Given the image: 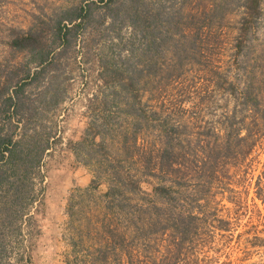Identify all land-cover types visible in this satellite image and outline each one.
Here are the masks:
<instances>
[{
  "label": "rangeland",
  "instance_id": "rangeland-1",
  "mask_svg": "<svg viewBox=\"0 0 264 264\" xmlns=\"http://www.w3.org/2000/svg\"><path fill=\"white\" fill-rule=\"evenodd\" d=\"M124 1L114 0L107 9L99 0H0V81L8 83L4 87L0 83V124L18 119L20 132L35 142L32 152L44 147L38 164L29 166L16 184L17 196L11 193V169L0 166V264H83L89 259L86 251L93 249L95 238L106 227L116 225L120 234L128 223L125 211L134 208L136 199L148 201L143 195L150 194L156 181L151 176L140 178L142 193L134 198L118 189L115 209L104 196L112 169L141 175L143 167L134 159L123 160L134 149H126L119 141L120 133H129L134 126L128 122L127 110L132 100L121 79L103 83L99 76L103 66L115 65L120 74L131 66L138 76L134 87L140 100L145 108L155 109L157 116L148 126L139 122L142 131L136 143L144 138L150 147L156 143L163 118L185 122L196 111L202 124L217 119L224 107V96L215 85L218 75L209 79L212 73L201 55H210L220 71L237 82L246 79L264 96V0L236 64L231 63L232 42L242 0H136L142 13L158 12L150 23L156 24L157 41L148 47L149 21L139 19L133 33L123 13ZM85 3L80 25L70 29L63 41L55 40L41 64L38 55L7 46L6 24H11V35L28 27L49 31L51 22L65 21L76 13V6ZM199 26L216 28V32L201 38L211 43V49L209 53L200 49L198 61L191 64L190 58L197 54L191 56L188 48L193 28ZM175 43L186 50L180 53L181 65L173 62ZM168 73L180 74L176 84L166 82ZM14 88L24 106L11 114V106L4 110L1 102ZM104 95L102 107L99 99ZM263 159L264 141L250 152L239 171L235 169L220 184L221 189L213 190L212 205L219 216L228 218L229 230H214L211 239L202 234L174 262L166 257L165 234L137 235L127 244H134V263L264 264V202L253 196ZM225 196H235L236 205Z\"/></svg>",
  "mask_w": 264,
  "mask_h": 264
},
{
  "label": "trees",
  "instance_id": "trees-1",
  "mask_svg": "<svg viewBox=\"0 0 264 264\" xmlns=\"http://www.w3.org/2000/svg\"><path fill=\"white\" fill-rule=\"evenodd\" d=\"M99 1H102L107 9L114 4V0ZM121 2L125 1L121 0ZM260 2L261 0H242V13L232 42V64H236L248 33L259 15ZM87 6V3L76 6V13L67 16L65 21L61 18L55 19L50 23L49 31L40 27H28L23 33L14 31L11 35V24H6V44L9 48L38 55L37 63L41 64L49 51L53 49L55 40L63 41L70 29L80 25V20L84 16L80 12L85 11ZM123 13L129 17L133 33L134 29L139 27V19L149 21L148 27L151 31L146 47L153 44L157 38L154 34L156 24L150 26V23L156 18L157 10L142 13L136 0H127ZM168 20L165 22L168 23ZM215 30L216 28L210 26L193 28L196 37L191 35V46L188 52L191 56L197 54V57H189L191 64L198 61V54H202V50L209 53L211 43L201 38L214 33ZM180 34L181 37L183 33ZM179 36L177 34V37ZM174 48L173 62L181 65L180 53L186 50L179 43H175ZM128 51L132 55V49ZM201 56L206 57V69L212 73L209 74V79L211 75H218L215 85L218 86L220 94L224 96V107L217 119L205 121L202 124L198 121L200 113L196 111H191L185 122L169 121L163 118L160 120L162 123L159 121L161 127H157L156 143H153L151 147L144 138L136 143L142 131L139 122L142 120L148 126V122L153 123V116H157L155 109L148 106L145 108L146 106L140 100L139 91L134 87L138 76L130 69L131 66L125 70L124 74L117 73L113 68L115 65L103 66L102 71L99 72L103 83L121 79L126 86L124 88L132 100L127 109L130 118L128 122L131 121L134 126L129 133L122 131L119 141L126 149L134 148L126 153L123 160L134 159L143 167L141 175L130 174L126 170L112 169L108 175L107 189L104 192L109 206L113 209L118 206L120 200L117 197L118 189H121L119 193L123 194L122 190H125L133 198L142 193L140 188L142 176L154 177L156 181L151 185L150 194L144 193L143 195L144 199L149 197L148 201L140 202L136 199L134 208L125 211L124 215L128 221L125 230L119 234L116 225L106 227L105 233L101 234L99 239L95 238L93 249L86 251L84 256L89 259L83 264H136L132 260L137 256V254H132L136 252L134 244H127L133 243V237L147 233L167 236L168 253L166 257L169 260L172 258L171 262H174L184 254L185 249L194 245L202 234L204 237L206 235L207 239H211L214 230H229L228 218L219 216L212 205L213 190L219 187L221 189L220 184L229 180L235 169L239 171L250 152L263 143L264 96L254 87H250L246 79L237 82L234 77L220 71L210 55ZM179 76V73H168L165 79L172 85L178 82ZM0 83L2 87L8 84L7 81H0ZM13 85V87H20L18 84ZM210 91L211 88L208 89V92ZM4 98L1 102L4 106L2 108L9 110L11 106V114L21 111L24 106L16 88ZM105 103L106 95L99 99L100 106L103 107ZM18 122V119H15L11 123L7 120L4 124H0V166L5 164L11 169L13 196H17L18 193L16 184L29 166L38 164L44 149L42 147L38 152H32V149L36 150L35 142L24 137V133L20 132L22 127L18 125ZM183 130L185 132L181 133ZM231 192L235 193L232 190ZM253 196L260 202H264V159L253 182ZM225 198L236 205L235 196H225ZM136 212H143V217L137 216Z\"/></svg>",
  "mask_w": 264,
  "mask_h": 264
}]
</instances>
